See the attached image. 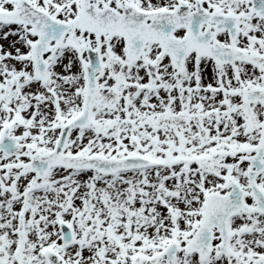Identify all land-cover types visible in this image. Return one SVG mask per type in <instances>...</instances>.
Masks as SVG:
<instances>
[{"label":"snow or ice","instance_id":"1","mask_svg":"<svg viewBox=\"0 0 264 264\" xmlns=\"http://www.w3.org/2000/svg\"><path fill=\"white\" fill-rule=\"evenodd\" d=\"M0 264H264V0H0Z\"/></svg>","mask_w":264,"mask_h":264}]
</instances>
